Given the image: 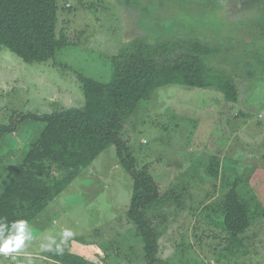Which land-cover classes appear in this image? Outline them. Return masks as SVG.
<instances>
[{"label":"rangeland","instance_id":"1","mask_svg":"<svg viewBox=\"0 0 264 264\" xmlns=\"http://www.w3.org/2000/svg\"><path fill=\"white\" fill-rule=\"evenodd\" d=\"M57 4V29L74 44L31 63L0 46V125L19 114L83 108L78 77L108 81L110 58L136 36L207 43L215 54L209 64L220 63L235 76L241 113H229L214 88L170 83L154 87L123 125L122 137L137 167L147 164L161 194L167 193L147 210L157 232L154 261L148 262L138 230L126 216L132 181L111 144L30 222L32 239L23 248L0 253V264H264V222L255 216L240 234L241 244H229L218 206L232 173L240 175L238 190L246 199L257 195L249 173L264 175V0ZM43 126L27 118L2 137L0 192ZM213 154L222 159L216 179L205 171ZM257 182L264 186V180ZM66 229L73 235L64 240ZM63 243L68 244V261L53 263L45 257Z\"/></svg>","mask_w":264,"mask_h":264},{"label":"trees","instance_id":"2","mask_svg":"<svg viewBox=\"0 0 264 264\" xmlns=\"http://www.w3.org/2000/svg\"><path fill=\"white\" fill-rule=\"evenodd\" d=\"M58 22L57 0H0V46L24 62H42L54 56L58 49L74 44L63 29H57ZM262 42L263 47V38ZM213 51L199 39L169 41L136 36L124 42L118 53L110 58L111 75L108 81L78 77L84 96L83 108L19 114L10 123L0 125L1 142L5 134L16 130L18 121L31 118L44 123L9 183L0 192V222L10 226L12 222L25 220L29 225L82 170L113 144L118 162L130 174L132 181L126 216L138 230L148 262L154 261L157 232L147 210L157 206L167 193L161 194L147 164L137 167V158L122 137L123 125L154 87L170 83L192 88H214L222 93L223 107L229 113H241L237 109L238 85L235 76L227 67H219L220 63L214 62L215 67L209 64L211 57H215ZM215 123H218L217 120ZM214 130L215 127L213 133ZM218 132L221 135V131ZM221 161L219 155L209 156L205 163L208 176L218 178ZM232 176L218 206L226 240L229 244L240 245V234L252 225L255 216L264 222V186L257 182L264 180V175L254 171L249 173L256 186L257 195L254 194L253 199H246V193L238 190L240 175L234 172ZM256 196L260 199L259 203L255 202ZM58 247L48 249L45 257L68 261V244L60 245L62 253H59Z\"/></svg>","mask_w":264,"mask_h":264},{"label":"clouds","instance_id":"3","mask_svg":"<svg viewBox=\"0 0 264 264\" xmlns=\"http://www.w3.org/2000/svg\"><path fill=\"white\" fill-rule=\"evenodd\" d=\"M71 230H65L62 234L64 240L71 237ZM32 239L31 231L27 221L18 220L12 222L10 226L0 222V253L8 255L17 252L25 246L26 241ZM55 242V241H52ZM57 250H60L59 247Z\"/></svg>","mask_w":264,"mask_h":264},{"label":"crops","instance_id":"4","mask_svg":"<svg viewBox=\"0 0 264 264\" xmlns=\"http://www.w3.org/2000/svg\"><path fill=\"white\" fill-rule=\"evenodd\" d=\"M35 219H37V217L35 218ZM35 219H33V220H35ZM88 248L91 250V249H93V250H99V248L97 247V246H93V247H90L89 245H88ZM100 251V250H99ZM93 254V253H92ZM49 260L51 261V262H53V263H55L56 261L55 260H52V259H50L49 258Z\"/></svg>","mask_w":264,"mask_h":264},{"label":"built area","instance_id":"5","mask_svg":"<svg viewBox=\"0 0 264 264\" xmlns=\"http://www.w3.org/2000/svg\"><path fill=\"white\" fill-rule=\"evenodd\" d=\"M258 116H259V117H262V114H259Z\"/></svg>","mask_w":264,"mask_h":264}]
</instances>
